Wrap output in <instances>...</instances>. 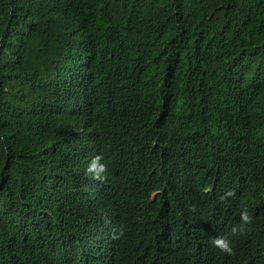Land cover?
<instances>
[{
	"label": "trees",
	"instance_id": "trees-1",
	"mask_svg": "<svg viewBox=\"0 0 264 264\" xmlns=\"http://www.w3.org/2000/svg\"><path fill=\"white\" fill-rule=\"evenodd\" d=\"M0 264H264V0H0Z\"/></svg>",
	"mask_w": 264,
	"mask_h": 264
},
{
	"label": "clouds",
	"instance_id": "clouds-1",
	"mask_svg": "<svg viewBox=\"0 0 264 264\" xmlns=\"http://www.w3.org/2000/svg\"><path fill=\"white\" fill-rule=\"evenodd\" d=\"M100 156L97 155L94 157L91 162L85 168V175L90 176L93 179H103L104 173L106 170V164L100 163ZM226 195H231L227 193ZM241 223L238 228H233V232L243 231L245 226L249 224L252 220V217L249 215L248 211H242L240 213ZM211 243L217 247L221 253L231 255L234 253V248L232 242L224 237H216Z\"/></svg>",
	"mask_w": 264,
	"mask_h": 264
}]
</instances>
